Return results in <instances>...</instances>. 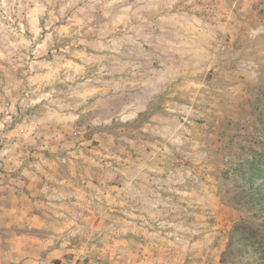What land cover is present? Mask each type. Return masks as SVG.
Masks as SVG:
<instances>
[{
  "label": "rangeland",
  "instance_id": "1",
  "mask_svg": "<svg viewBox=\"0 0 264 264\" xmlns=\"http://www.w3.org/2000/svg\"><path fill=\"white\" fill-rule=\"evenodd\" d=\"M0 264H264V0H0Z\"/></svg>",
  "mask_w": 264,
  "mask_h": 264
}]
</instances>
